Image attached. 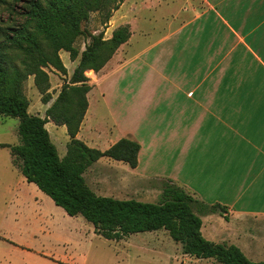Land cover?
Masks as SVG:
<instances>
[{"label":"crops","instance_id":"1","mask_svg":"<svg viewBox=\"0 0 264 264\" xmlns=\"http://www.w3.org/2000/svg\"><path fill=\"white\" fill-rule=\"evenodd\" d=\"M176 1L184 2L175 14L178 26L148 41L144 50L154 52L156 65H147L166 95L152 101L157 117L166 124L149 136L146 165L154 168L165 161V145L178 146L171 169L166 171L163 165V173L152 177L171 180L204 203L227 207L223 217L238 219L239 226L217 231L216 225L221 229L216 220L220 213L204 215L203 236L205 233L209 239L204 237L215 243L235 245L252 261L261 262L264 225L258 223H264V0H132L133 23L139 29L143 8L152 10L163 2L168 6ZM162 15L173 17L167 9ZM129 25L131 38L118 51L139 41L133 40L134 26ZM142 55L144 52L134 59ZM180 92L185 97L175 98ZM90 109L89 103L87 113ZM105 141L109 148L118 140Z\"/></svg>","mask_w":264,"mask_h":264},{"label":"rangeland","instance_id":"2","mask_svg":"<svg viewBox=\"0 0 264 264\" xmlns=\"http://www.w3.org/2000/svg\"><path fill=\"white\" fill-rule=\"evenodd\" d=\"M166 2L156 9L143 8L139 29L133 23L132 0H124L107 27L102 24L100 15L93 13L83 23V35L76 42L82 52L91 41L89 35L103 32L107 39L116 28L129 23L134 26L133 40H139L132 48L128 45L117 51L98 73L91 71L88 75L89 71L86 72L93 88L88 94L91 109L83 123L80 139L87 145H93L90 147L103 151L108 144L105 140L114 142L121 138L136 140L143 148L139 156L140 165L135 169L109 158H101L87 169L84 173L86 183L98 196L158 202L161 180L152 176L163 173V165L166 171L170 170L172 159L178 151L176 145H165V161H159L154 168L146 165L149 136L157 128L164 129L166 124L157 117L152 101L166 95L159 79L150 73L147 65H156L154 52L146 53L144 50L148 41L157 40L168 29L178 26L175 14L184 3L176 1L167 6ZM164 9L173 17L163 18ZM13 16L5 5L0 6L1 27L21 20ZM146 31L149 32L148 36L145 35ZM140 52L145 55L135 60L134 56ZM60 56L67 68L66 75L52 67L45 69L53 100L69 81L79 61H72L67 52H62ZM24 85L30 101L29 113L44 118L47 106L41 102L34 76H30ZM184 97L181 92L175 96L177 99ZM18 126L19 119L0 115V144H18ZM46 128L59 156L63 158L69 141L66 127L50 121ZM12 160L10 150L0 148V264H220L214 260L199 263L195 258L184 256L181 244L175 242L165 230L133 234L118 242L107 240L97 235L94 226L82 216H69L35 184L28 183ZM216 220L221 226L220 229L216 225L217 231L239 226L238 219H225L222 214ZM204 236L209 239L205 233Z\"/></svg>","mask_w":264,"mask_h":264},{"label":"trees","instance_id":"3","mask_svg":"<svg viewBox=\"0 0 264 264\" xmlns=\"http://www.w3.org/2000/svg\"><path fill=\"white\" fill-rule=\"evenodd\" d=\"M124 0H0L20 21L0 26V115L19 119V143L0 144L8 148L13 165L28 183L35 184L56 206L71 217L82 216L95 233L110 241H122L133 234L165 230L181 244L185 255L214 259L220 264H264L249 259L235 245L215 243L202 234L201 216L226 213L228 208L196 199L171 180H161V197L156 203L96 195L84 173L101 158L128 164L135 169L141 145L121 138L106 150L93 148L78 138L89 109L93 86L87 71L98 73L122 45L131 38L130 25L116 28L110 38L104 33L89 35L90 43L80 51L76 42L83 35V23L98 13L105 27ZM20 4L18 8L17 5ZM69 53L78 65L53 100L46 68L67 74L60 53ZM34 84L44 105L52 104L45 117L29 113L25 82ZM65 126L69 141L61 158L46 124Z\"/></svg>","mask_w":264,"mask_h":264},{"label":"bare ground","instance_id":"4","mask_svg":"<svg viewBox=\"0 0 264 264\" xmlns=\"http://www.w3.org/2000/svg\"><path fill=\"white\" fill-rule=\"evenodd\" d=\"M90 73H92L91 71L87 72L88 75H90Z\"/></svg>","mask_w":264,"mask_h":264}]
</instances>
